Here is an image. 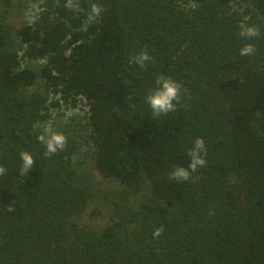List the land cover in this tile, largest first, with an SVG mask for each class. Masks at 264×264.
<instances>
[{"label":"trees","instance_id":"16d2710c","mask_svg":"<svg viewBox=\"0 0 264 264\" xmlns=\"http://www.w3.org/2000/svg\"><path fill=\"white\" fill-rule=\"evenodd\" d=\"M26 1L0 0V264H264V0H44L33 23ZM160 75L182 97L154 117ZM83 100V125L58 126L67 146L45 155L40 126ZM198 137L205 166L173 181Z\"/></svg>","mask_w":264,"mask_h":264},{"label":"clouds","instance_id":"9594fccd","mask_svg":"<svg viewBox=\"0 0 264 264\" xmlns=\"http://www.w3.org/2000/svg\"><path fill=\"white\" fill-rule=\"evenodd\" d=\"M80 0H66L65 7L72 10L79 11ZM103 8L96 3H92L90 6L87 23H92L98 19L101 15ZM240 35L245 38L258 37L260 35L259 29L256 27H248L246 30L241 31ZM255 49L251 44H245L239 51V55L247 57L253 55ZM152 57L146 51H140L129 57V64L136 65L143 69L145 65L151 61ZM182 97V85L175 81L170 76L160 75L155 80V87L149 91L145 96V103L151 110L154 117L166 116L169 113L175 112L177 105L180 103ZM69 116L72 113H68ZM37 140L44 144L45 155H54L58 151H63L67 146V137L58 132L53 131L50 123H45L40 126ZM189 163L187 167H176L170 173L171 178L175 182H182L189 180L190 176L197 172L199 168L205 166L206 148L203 139L196 138L193 141L192 147L188 150ZM21 161V167L19 169L20 177H25L27 173L33 169L34 157L29 151H22L19 154ZM6 169L3 165H0V176H3ZM163 229H157L153 235L159 237Z\"/></svg>","mask_w":264,"mask_h":264},{"label":"flooded vegetation","instance_id":"af4514ba","mask_svg":"<svg viewBox=\"0 0 264 264\" xmlns=\"http://www.w3.org/2000/svg\"><path fill=\"white\" fill-rule=\"evenodd\" d=\"M43 3L44 0H27L26 7L23 11V20H27V23H33L34 21H36V19L39 18V12L45 9ZM68 37L69 36L65 37V41L68 39ZM69 53L70 48H67L65 50V55L67 56L69 55ZM54 98L57 99L58 95L54 96ZM59 104L60 106L55 107V109L53 110L52 118H50V120H47L46 123H50L53 130H56V128L59 126V129H67V134H73V131H75V129L77 128L79 129L85 122V117H83L84 113L87 112L85 100H83L82 104L79 103L77 106L70 108L67 105H63L62 102H60ZM68 113H72V115L69 116ZM79 150L83 155H85V157L94 156L95 154L93 153L90 146L86 143H84V145L80 144ZM93 169H95V167L92 165L91 170L93 171Z\"/></svg>","mask_w":264,"mask_h":264},{"label":"water","instance_id":"95a60500","mask_svg":"<svg viewBox=\"0 0 264 264\" xmlns=\"http://www.w3.org/2000/svg\"><path fill=\"white\" fill-rule=\"evenodd\" d=\"M93 171H94V175H95L97 178H99V174H98L97 170H96V169H93Z\"/></svg>","mask_w":264,"mask_h":264}]
</instances>
